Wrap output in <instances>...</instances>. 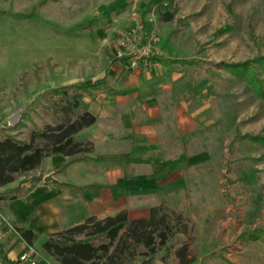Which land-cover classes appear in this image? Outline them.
Instances as JSON below:
<instances>
[{"label": "rangeland", "instance_id": "374dc122", "mask_svg": "<svg viewBox=\"0 0 264 264\" xmlns=\"http://www.w3.org/2000/svg\"><path fill=\"white\" fill-rule=\"evenodd\" d=\"M259 55L264 0H0V130L63 84L118 75L144 90L166 85L197 112L204 145L193 146L204 159L186 192L166 198L182 224L155 253L125 264H264V145L247 137L264 136V96L222 66ZM254 69L264 87V68ZM39 170L14 184L26 189ZM5 226L51 264L39 240Z\"/></svg>", "mask_w": 264, "mask_h": 264}, {"label": "crops", "instance_id": "0c3cea01", "mask_svg": "<svg viewBox=\"0 0 264 264\" xmlns=\"http://www.w3.org/2000/svg\"><path fill=\"white\" fill-rule=\"evenodd\" d=\"M100 77L113 91L85 96L96 121L75 134L92 143L90 151L79 154L87 159L60 170L71 156H46L36 174L42 179L16 198L2 197L17 186L13 181L0 185V242L12 264H31L20 259L28 243L14 240L5 224L23 238L22 227L31 228L44 256L51 264H61L41 246L47 235L89 215L103 218L126 210L130 219L148 217L152 206L186 192L196 173L192 169L204 159V149L194 147L204 145L197 112L176 100L166 85L151 91L129 86L132 80L126 76ZM48 175L52 178L45 180ZM89 184L99 187L80 189Z\"/></svg>", "mask_w": 264, "mask_h": 264}, {"label": "trees", "instance_id": "16d2710c", "mask_svg": "<svg viewBox=\"0 0 264 264\" xmlns=\"http://www.w3.org/2000/svg\"><path fill=\"white\" fill-rule=\"evenodd\" d=\"M166 0H160L161 3ZM5 13V12H1ZM18 17L33 14L15 13ZM173 17L171 11L163 13V19ZM182 65H192L194 61L177 59ZM264 68V55L251 60L235 63L222 62V66L235 75L247 78L255 90L264 96V87L256 77L254 64ZM211 75L222 77L220 70L209 68ZM57 93H45L34 105L24 109L20 119L14 124H5L0 130V185L12 182L18 174L32 170L43 159L55 153L71 156L60 170L71 163L87 159L79 155L92 149L89 140H78L75 134L96 121L85 101V96L99 90L112 92L106 78L94 81H79L60 85ZM245 139V134H238ZM264 145L261 134L247 135ZM41 176H34L26 189L22 184L7 191L2 197L16 198L31 189ZM99 187L98 184L81 186V190ZM183 215L170 207L166 201L150 208L148 217L130 219L128 212L100 218L89 215L83 222L50 233L41 241L42 248L61 264H125L137 255H151L165 245L178 226ZM22 233L28 241L36 239L33 230L23 226ZM180 249V254H184ZM0 264H12L3 243L0 242Z\"/></svg>", "mask_w": 264, "mask_h": 264}, {"label": "built area", "instance_id": "2783aa9c", "mask_svg": "<svg viewBox=\"0 0 264 264\" xmlns=\"http://www.w3.org/2000/svg\"><path fill=\"white\" fill-rule=\"evenodd\" d=\"M20 259L28 261L31 264H38L36 251L33 248L21 254Z\"/></svg>", "mask_w": 264, "mask_h": 264}, {"label": "water", "instance_id": "95a60500", "mask_svg": "<svg viewBox=\"0 0 264 264\" xmlns=\"http://www.w3.org/2000/svg\"><path fill=\"white\" fill-rule=\"evenodd\" d=\"M52 178V175L46 176L45 180H50Z\"/></svg>", "mask_w": 264, "mask_h": 264}]
</instances>
